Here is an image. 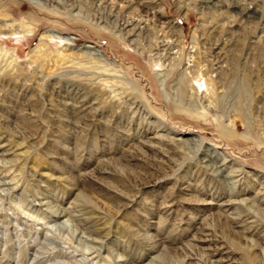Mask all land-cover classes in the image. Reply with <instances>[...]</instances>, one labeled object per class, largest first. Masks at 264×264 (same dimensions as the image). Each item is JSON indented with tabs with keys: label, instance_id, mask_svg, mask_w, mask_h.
<instances>
[{
	"label": "rangeland",
	"instance_id": "obj_1",
	"mask_svg": "<svg viewBox=\"0 0 264 264\" xmlns=\"http://www.w3.org/2000/svg\"><path fill=\"white\" fill-rule=\"evenodd\" d=\"M0 264H264V0H0Z\"/></svg>",
	"mask_w": 264,
	"mask_h": 264
},
{
	"label": "bare ground",
	"instance_id": "obj_2",
	"mask_svg": "<svg viewBox=\"0 0 264 264\" xmlns=\"http://www.w3.org/2000/svg\"><path fill=\"white\" fill-rule=\"evenodd\" d=\"M143 2V1H142ZM147 2H149V1H147ZM134 21V20H133ZM132 21V22H133ZM125 22V26H124V28H129L131 25L133 26V24H131V21L129 22V21H124ZM136 22V21H135ZM135 22H133L135 25L133 26V28H129L127 31H126V34H128L129 36H132V35H134L133 34V30L135 29L136 31L139 29V26H140V24H138V23H135ZM123 26V25H122ZM143 26V25H142ZM123 29V28H122ZM121 29V30H122ZM135 31V32H136ZM121 32V31H120ZM125 32V31H124ZM128 32H130V34L128 33ZM139 32V31H138ZM137 32V33H138ZM125 34V35H126ZM53 38H56V39H58L60 42H62V43H66V41L67 40H69V39H67V37L66 38H60V37H53ZM130 38V37H129ZM85 49H87V50H92L93 48L91 47V46H86L85 47ZM96 52H97V50H96ZM95 54V53H94ZM96 55V54H95ZM168 55V54H167ZM98 57H100V55L98 56ZM223 63H224V56H223V54L222 53H220V56L217 58V60L215 61V63L213 64V71H212V73L214 74L213 76H216L217 74H220L221 73V69L223 68L222 67V65H223ZM57 217L56 218H58V219H55V220H51V222L50 223H52V228H58L59 226H62V224H63V222H60L59 223V219L60 218H62V217H64V216H67L66 215V213L64 214V215H56ZM65 223V222H64ZM65 227H66V225H65ZM60 232V231H59ZM81 236V235H80ZM74 241H77L78 243H82V241L83 240H81V239H79L78 238V240H77V238H74ZM93 241L94 240H90V239H85L84 241H83V244H84V249H87V252H90L91 253V255H94L93 257L94 258H97L99 261L100 260H104L105 259V256L104 257H102L101 256V253H100V251H101V246H99L98 248L97 247H94V246H92V243H93ZM76 243V242H75ZM82 244V245H83ZM94 244V243H93ZM78 245V244H77ZM80 245V244H79ZM165 256H167V255H165V252H161L159 255H158V259H161V260H163L164 258H165Z\"/></svg>",
	"mask_w": 264,
	"mask_h": 264
}]
</instances>
